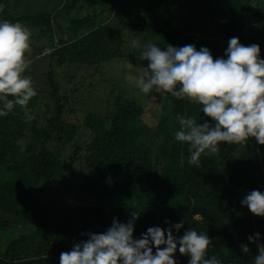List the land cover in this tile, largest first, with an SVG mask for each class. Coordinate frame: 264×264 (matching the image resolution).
<instances>
[{"label":"trees","instance_id":"16d2710c","mask_svg":"<svg viewBox=\"0 0 264 264\" xmlns=\"http://www.w3.org/2000/svg\"><path fill=\"white\" fill-rule=\"evenodd\" d=\"M13 1L16 6L23 2ZM60 1L63 6L57 4L55 14L52 9L33 14L29 8H20L13 15L6 0H0V19L32 24L41 31V38L31 41V64L49 58L44 73H37L34 66L25 73L37 85L38 94L27 106L32 119L25 118L20 106L0 117V247L17 230L22 231L0 264H60V253L87 240L88 233L105 232L114 219L127 223L134 212L139 213L134 238L150 227L172 228L177 237L195 228L207 233L212 242L209 257L217 256L222 264H253L257 243L248 237L259 233L258 243H264V218L255 216L241 201L252 190L264 192V145L254 138L243 148L222 144L218 154L202 156L199 167L190 165L187 146L174 138L179 128L176 117L187 115L201 123H214L204 117L200 106L161 94V109L155 114V123L149 125L142 121L144 105L136 96L123 95L112 85L107 97L99 98L98 83L74 82L72 72L79 65L92 67L83 60L90 63L93 51L98 66L103 60L99 52L105 61L115 54L139 57L146 43L162 48L167 44H191L197 50L207 47L215 59L224 58L230 38L237 37L245 46L259 45L264 58V0H138L128 7L134 9L131 19L127 11H117L127 0L122 6L121 0H95L101 11L94 19L107 12L119 21L94 24L85 28L84 35L66 28L64 36V27L54 21L55 16L63 9L74 10L78 0ZM153 7H159L157 14ZM120 28L127 30V39ZM58 34L63 36L59 39L62 44H56ZM138 36L140 47L129 42V37ZM150 36H158L159 41ZM46 49L48 53L43 54ZM52 61L70 67L71 73L57 71L55 75ZM142 61L147 67L148 62ZM83 82L90 83L93 91L81 104L75 92L84 91ZM78 132H88L83 148L75 146L72 157L61 161L60 153ZM50 144L54 145V160L41 161L38 152ZM81 150L86 175L74 198L86 202L72 210L60 209L53 236L48 237L53 212L40 199L37 187L61 186L70 192L65 173ZM92 199L101 202L87 203ZM179 222L183 227L177 232L173 225ZM242 244L249 253L242 252ZM174 258L177 264L189 261L179 251Z\"/></svg>","mask_w":264,"mask_h":264},{"label":"clouds","instance_id":"9594fccd","mask_svg":"<svg viewBox=\"0 0 264 264\" xmlns=\"http://www.w3.org/2000/svg\"><path fill=\"white\" fill-rule=\"evenodd\" d=\"M30 49L27 27L0 19V117L20 106L25 118L32 119L27 106L38 93L25 74L31 63ZM260 52L259 45L245 46L237 37L230 38L225 57L215 59L207 47L197 50L191 44H167L163 48L155 43L143 45L139 58L148 66L137 80L139 90L145 95L169 94L177 100H187L200 106L204 117L214 122L201 123L187 115H177L179 128L174 138L187 146L190 165L199 167L201 157L218 154L222 144L243 148L254 138L264 145V58ZM241 204L264 218V192L250 191ZM138 216L134 212L127 223L114 219L105 232L88 233L87 240L60 253V264H177V251L189 258L188 264H222L217 256H208L212 242L207 233L195 228L177 237L172 228L150 227L140 238H134ZM173 227L179 232L183 222ZM248 240L257 243L253 264H264V243H258L260 234ZM240 247L243 253H249L246 244Z\"/></svg>","mask_w":264,"mask_h":264},{"label":"rangeland","instance_id":"374dc122","mask_svg":"<svg viewBox=\"0 0 264 264\" xmlns=\"http://www.w3.org/2000/svg\"><path fill=\"white\" fill-rule=\"evenodd\" d=\"M123 1V2H122ZM125 0H121V6L122 3H124ZM138 2V0H127L125 5L120 7L117 11L122 12V11H127L129 13L130 19L134 15V9H128V7L135 5ZM16 2L13 0H6L7 7H9V10L13 12V15H17V12L19 13L20 11L18 9L23 8L25 11V8H29L31 12L34 13H39V12H44L48 10L54 11V14L56 13L59 8L55 7L57 4H61V7L63 6V3H61L60 0H23V2L20 4L19 8L18 6L15 5ZM101 6L98 5V3L95 0H78V6L74 8V10H69V9H63L61 10L58 14L55 16L54 21H58L59 26L64 27L62 29L61 34L64 36L66 33V28L70 31H79V33L82 35L85 33V28L94 26V24H98L96 26H100L103 24H108L109 22L112 24L116 23L117 21L114 20V18L111 16L113 14L107 13L106 14H101L103 18L99 19L97 17L94 19L95 15H99L101 11ZM159 7H153L152 11H154L156 14L158 12ZM16 12V13H15ZM89 15V16H88ZM86 16L87 19L84 20H79L83 19ZM147 18V15H146ZM79 20V21H78ZM126 21V18H122V22ZM22 24L21 22H18ZM27 27L31 34V41H35V39L41 38V31L40 29L35 28L34 25L32 24H22ZM123 26V25H121ZM46 30V26H44ZM84 28V29H83ZM121 32L124 35V38L127 39L128 32L124 28H120ZM69 31V32H70ZM120 32V33H121ZM44 37L43 40H45V32L43 33ZM84 35V34H83ZM60 34L55 35V40H57L56 44H62L63 41H60ZM129 42H131L133 45H141L142 42L141 40L139 41V36L138 37H129ZM150 40H156L159 41V37L157 38L150 36ZM113 46V45H112ZM121 49V48H120ZM127 49V48H126ZM124 49L125 51H127ZM100 51V50H99ZM94 55L88 58V61L90 63H87L83 60L85 64H89L92 67H88L85 65H79V69L72 72V80L74 82H79L82 79H85V82H93L95 84H99L98 86V97L102 98L103 96L106 98L109 92V88L114 85L118 91L122 92L123 95L126 94H131L136 96L141 103L144 105V114L142 116V121L146 124L152 125L155 123V114H157L162 106V97L161 94L159 95L158 93H151L148 95H145L142 93L138 86H137V80L140 76H143L144 73L147 71V67H145L142 63L143 61L138 57L135 56L133 58H124L122 56H118L117 54L112 56L111 61H105L104 55L99 52L101 58L103 59L98 66L95 64V51ZM124 52V51H123ZM44 53H48V50H44ZM89 55V54H88ZM88 55L86 57H88ZM137 57V58H136ZM53 63V69L55 72V75L58 73L57 71L61 73H66L67 71L71 73L70 67H67L66 65L63 66H58L56 62L52 61ZM49 64V58H39L35 60V64H31L30 66H34L36 68L37 73H44ZM93 69L95 70V73H93ZM41 73V75H42ZM40 75V74H39ZM42 80V78H41ZM60 80V79H58ZM43 81V80H42ZM40 81V84L42 83ZM84 83V82H83ZM102 83V84H101ZM84 87V93L81 91H76L75 92V99H77V102L81 103L83 102L84 96L89 93L90 90L93 91V86H90V83L85 84ZM34 86H37L36 83L34 82ZM98 101V100H97ZM101 103H97L96 106L101 107ZM81 107V106H80ZM83 109H87V106L84 105ZM92 110V107L88 108ZM79 114V113H77ZM76 119V118H75ZM88 138V132H78L74 139L66 145V147L62 150L60 153V160L61 161H68L70 157H72L73 151L75 150V146H80L83 148L84 142ZM23 142L26 143L24 140ZM54 147L53 144H50L49 147L42 148L40 152H38V156L41 161H48L49 159L51 161L54 160L53 153L51 149ZM52 153V154H51ZM83 155L84 151L81 150L78 152L76 156V160L73 165L69 166L67 168V172L65 173L66 176V184L70 188V192L63 190L61 186H58L57 188H54L52 186H45L42 189L40 186L37 187V191L40 192V199L44 200L46 204L51 207L52 209V218H51V224L50 228L47 232V236L51 237L53 236V231L56 227V223L58 220V216L60 213V209H67V210H72L74 208L83 206L84 203L86 202V199L80 201H77L74 198V195L76 193V190L78 189V186L80 185V182L82 180V177L86 175V171L83 169ZM41 190V191H40ZM36 191V192H37ZM101 200H96L93 201V199L87 203H100ZM22 234V231H16L13 233L12 238L4 241L3 245L0 247V258L6 253V251H11L14 249V244H15V239L19 235ZM1 235V233H0ZM5 259H7L5 257Z\"/></svg>","mask_w":264,"mask_h":264}]
</instances>
